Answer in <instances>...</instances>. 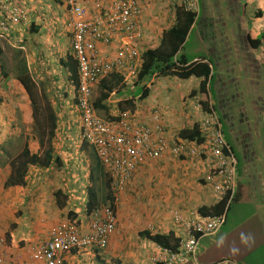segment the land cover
Listing matches in <instances>:
<instances>
[{
	"label": "crops",
	"instance_id": "1",
	"mask_svg": "<svg viewBox=\"0 0 264 264\" xmlns=\"http://www.w3.org/2000/svg\"><path fill=\"white\" fill-rule=\"evenodd\" d=\"M13 1L24 3L32 15H41L42 18L37 21L39 25L33 28L36 29L35 35H28L23 27L18 26L9 35L0 38V60L10 63L9 56L12 50L16 53V49L19 48L13 46L17 39L15 36L19 38L18 44L25 39L24 59L22 54L12 52L14 66L23 63L18 77L24 75L25 69H28L29 78L38 87L39 94L44 89L39 86L38 80L47 82V78L51 79L49 84L54 90V95L62 94L65 103L60 101L57 109L54 107L58 125L53 148L54 153L61 158L60 166L54 165L49 168L31 166L24 178V185H5L11 172L10 165L8 163L0 167V235L6 239L5 264H45L36 260L33 250L38 249L47 240L53 228L59 224L74 223L81 227L83 233L88 231L90 217L86 208H82L85 205L81 199L82 195L86 199L88 189L95 188V183L93 181L91 184V177L90 181L81 184L76 168L70 164V160L75 156L73 155L75 149H72V140L68 137L66 118L74 94L70 98L67 97L65 89L63 92L65 85L63 86L61 80L57 81L61 70L65 72L68 80L62 62L69 54L70 36L66 35L68 43L62 33L59 35L61 37H55V32L59 27H63L62 23L58 24L56 21L63 22L66 19V9L61 0H49V4L45 3L47 9L40 8V0ZM94 1H101L107 5L112 0ZM197 1L200 10L179 55L188 62L187 66L203 63L209 67L207 92L205 94L198 92L201 78L192 76L188 79H179L170 75L166 76L165 80H169L170 83L175 81L173 85L167 82L164 89L151 91L149 99L155 93L151 102L148 100L146 104L143 102L139 105L135 98L141 99V95L126 97L125 93L132 90L123 86L117 87L115 84L109 98L101 103L104 109L98 108L96 113L99 112L97 115L102 118L113 117L122 110L123 105H129L127 102H131L132 105V100H135L138 113L134 115L137 121L152 125V113L158 111L162 136L170 143L180 139L179 133L183 130H190L194 125H199L203 114L195 107L197 100L207 99L210 108L218 114L220 122L222 118L229 123L232 113L246 114L251 128L234 132L232 125L227 136L222 130L234 157L236 153L240 155L237 150H244L242 157H235L237 160L235 200L229 206L219 232L212 237H201L194 260L184 264H214L221 259H230L241 264H262L261 257L253 256V259H250L258 247L253 251L244 247L233 254L231 253L233 249L229 253L226 252L229 246L234 248L237 245H245L250 231L258 241L261 240L260 245L264 248V143H261V137L257 136L264 134V98L258 94L250 95L251 92L260 93L259 89L253 90L256 84L259 88L264 86V80L258 78L256 71L257 68L264 66V1ZM81 2L87 4L86 8L90 13L93 12L91 2L87 3L85 0ZM143 8V34L141 40L135 44L141 53L159 44L162 35L158 36V31L162 34L176 23L175 13L172 19H167L170 7L166 0L162 3L161 0H148ZM231 19L236 22L234 29L228 30L229 26L220 23ZM193 34V45L186 51L185 47ZM66 44L68 47H65ZM118 46V40L110 45H99L102 56L109 58L118 53ZM33 50L40 53V63L35 61V55L31 52ZM18 77L12 80L18 83ZM2 82L3 85L7 84ZM21 87L6 92L7 96L13 93L8 97L12 102L9 104L14 105L13 110L21 118L20 124V118L15 119L14 114L12 115L14 128L11 132L8 131L7 135L23 133L25 140L26 134L30 132L31 111L29 96ZM100 90L99 85L92 88L93 101H96ZM1 91L0 88V93L3 94ZM15 95L22 98L17 101ZM19 101L22 104H19ZM63 135L68 142L66 140L58 143V139H61L59 137ZM247 142H254L257 151L256 153L252 151L254 156L249 160L245 155ZM83 159L88 160L87 155L83 156ZM253 162L259 166L258 173H254L250 168ZM88 165L89 163L86 169ZM101 171L96 181L99 199L103 198L106 192L105 169ZM207 177L208 170L205 164L195 158L167 155L159 161L149 160L139 164L124 189L117 193L115 204L113 201L116 220L108 247L102 251L74 249L65 254L63 264H156L152 262V257L158 253V246L149 240L147 234L167 236L170 244L184 238L185 224L176 223L174 213L178 212L182 218L188 220L195 215L203 216L215 206L216 202ZM58 194L59 196H56ZM58 201L61 202V206ZM128 214L133 216L127 218ZM227 222L229 226H226ZM149 226L153 227L152 232L148 230Z\"/></svg>",
	"mask_w": 264,
	"mask_h": 264
},
{
	"label": "built area",
	"instance_id": "2",
	"mask_svg": "<svg viewBox=\"0 0 264 264\" xmlns=\"http://www.w3.org/2000/svg\"><path fill=\"white\" fill-rule=\"evenodd\" d=\"M61 1L68 16L70 47L78 69L79 81L78 87L74 88L73 99L81 120L80 138L82 143L94 149L105 169L114 204L117 193L124 189L135 168L143 162L159 161L171 155L195 158L205 164L215 202L225 204L223 211L208 216L195 215L188 220L178 212L174 213L175 222L185 224V237L180 238L175 252L158 248L157 256L152 257L153 263L193 261L199 239L216 235L224 223L226 209L236 194L237 162L223 137L220 119L212 111L201 113L203 117L199 130L203 140L180 142L172 146L162 136L158 111L152 113V125L138 122L135 115L126 111L111 119L98 116L91 101L95 84L110 75H120L123 83L132 89L138 80L142 58L135 44L142 38L143 7L148 0H112L107 5L101 1L85 0L92 3V13L82 0ZM168 3L171 7H177L176 10L199 12L197 0H168ZM26 21L23 8L14 5L11 0H0V38ZM116 40L119 43L118 53L111 58L103 57L99 45H110ZM195 107L202 112L197 102ZM89 217L86 233L74 223L59 224L53 228L47 240L33 250L36 260L45 264H63L65 254L74 249L104 250L115 228V211L105 205ZM5 255L6 242L0 235V264H5ZM214 264L239 263L222 259Z\"/></svg>",
	"mask_w": 264,
	"mask_h": 264
},
{
	"label": "trees",
	"instance_id": "3",
	"mask_svg": "<svg viewBox=\"0 0 264 264\" xmlns=\"http://www.w3.org/2000/svg\"><path fill=\"white\" fill-rule=\"evenodd\" d=\"M61 4H63L62 1ZM175 15L176 23L161 34L162 36L160 38L159 44L153 46L152 48H148L143 53H141L142 65L138 75V84L143 85L147 80L159 76L166 77L172 75L178 77L179 79H188L194 76L197 78H201L198 92L201 94H205L207 92L206 87L210 74L209 67L203 63L191 64L187 66L188 62L184 60L181 55H179V51L182 49L184 42L190 32L191 26L194 23L196 14L192 12H184L183 10L179 9L176 10ZM250 42L252 44V41ZM62 66L68 73L69 81L77 88L79 77L76 62L73 61L70 55H66L65 60L62 62ZM5 76L6 75L4 74V77ZM121 80L123 79L120 75H113L109 79H105L99 82L98 85L101 90L96 101H94L93 103L94 109H104V106H102L101 103L109 98V93L112 92L113 86L115 84L117 87L123 85L125 86V83L123 84ZM18 81L29 96L30 106L32 108V123L35 125V132L39 136V146L40 148H43L44 152L43 155H40V151L32 153L28 143L24 142L22 150L9 161L11 172L9 177L7 178L5 185H24V178L31 166L49 168L51 166L53 167L54 165L56 167L61 165V158L54 153L53 148V140L56 137L58 125V117L55 109L52 107L50 100L47 99L44 91H41V94L37 92L38 87L31 80V78H29L27 75H21L20 77H18ZM146 95L147 90L144 89L141 98L146 97ZM127 103L129 105H126V107L131 108V102ZM197 103L201 106L202 109V112L200 113L207 114L212 111L218 116L214 109L210 108L207 99L197 100ZM5 107V114L8 117L11 114L10 107L8 105H5ZM8 118L12 119V116ZM109 119H111V117H109ZM8 120L9 119H4V124L8 123ZM179 138L180 139L176 141L173 140L172 143H170L169 140H166L172 146L180 142H199L203 140L199 130V125H194L190 130H183L179 133ZM81 145H85V147L88 146L87 144L82 143V141ZM101 167L96 165V167L94 168V170L97 171V176L103 169ZM104 185L106 188V193L105 196H103V198L101 199H99L98 193L97 191H95L94 187H90L88 189L86 209L88 216L94 214L97 209L104 208L105 205L110 206L111 209L115 211V207L113 206L114 195L110 189V179L108 178L106 173L104 174ZM56 196H59V194ZM60 203L61 202L58 201V204L61 206ZM223 209L224 202L217 203L213 208H211L210 211H207V213H205L206 215L204 214L203 216L221 213ZM147 237L151 242L155 243L158 248L167 249L173 252H175L178 248L179 240L174 244H170L168 237L161 234H147ZM155 256L157 255H154L153 257ZM156 264H167V262L158 261L156 262Z\"/></svg>",
	"mask_w": 264,
	"mask_h": 264
},
{
	"label": "rangeland",
	"instance_id": "4",
	"mask_svg": "<svg viewBox=\"0 0 264 264\" xmlns=\"http://www.w3.org/2000/svg\"><path fill=\"white\" fill-rule=\"evenodd\" d=\"M40 1H41V2H39L40 8L42 7V8H46L47 9L45 3L49 4V2H48L49 0H40ZM166 1L168 2V0H166ZM162 2H165V0H161V3ZM168 5H169L170 9L167 11V14H168L167 19H169V18L172 19L173 14L175 13L176 9H178V8L177 7H171L169 3H168ZM199 5H200V3H199ZM201 6H202V4H201ZM48 14H49V12H48ZM67 19H68V17H66V19H64L63 22L56 21L58 24L62 23L63 27L62 26L59 27L58 31L55 32V37H58V38L61 37L59 35L62 33V34L65 35L64 38H65V40L68 43V39L66 38V35L68 34L67 33V29H66ZM220 23H223V24L229 26L230 29L226 28L228 30L234 29L235 26H236V22H234L232 19H231V21H224V22H220ZM14 29H15V27H13L12 30H14ZM31 34H34V33H32L30 31V35ZM160 35H161L160 31H158V36H160ZM193 41H194V34L191 36L188 44L185 47L186 51L190 50V47L193 45ZM18 43H19V41L15 42L13 44L14 48H17L18 46H21L20 45L21 42H20V44H18ZM65 47H68V44H66ZM12 52L15 53V50H12ZM12 52H11V54L9 56L10 57V63L9 62H5V60L4 61L0 60V70H1L0 71V84L3 83L2 81L7 82L6 85H3V84L0 85V88L2 89L1 92H3V94L0 93V167H3L6 164H8L9 161L12 158H14L22 150L24 142L28 143L32 153L40 151V155H43V152H44L43 148L42 147L40 148V146H39V143H38L39 142V136L35 132V125L32 123V117H30V119H29L30 121L29 120H24V121H29V124L31 125L30 126V132L28 134H26L25 140H24V135L25 134H23V133H17L16 132L17 134H14L12 136L7 135L8 131L11 132L13 130V128H14L13 127L14 123L11 122L12 119H10L8 117H10V116H12L14 114L15 119H19L20 118L18 116V113L15 110H13L14 105H10L9 104V103H12V102L8 100V97L13 95V93H11L8 96L6 94V92H8V91H12V88L17 89V87L20 86L17 82H15V80H12V79H16V76L18 77V74H21L20 68L22 67L23 63L22 64L19 63V64L14 66V62H13V59H12ZM31 52H33L34 55H35V61L40 63L39 62L41 60L40 53L37 50H35V51L33 50ZM23 53H25V51L18 50V51H16L15 54H17V55L22 54V59H24ZM22 59H21V62H22ZM23 62H24V60H23ZM256 71H257L258 78L261 79V80H264V66L261 67V68H257ZM37 73H38V71H37ZM4 74L6 75L5 77H4ZM27 74H29L28 69L27 70L25 69L24 75H27ZM58 75L60 76V78L57 81L61 80V82H63V86L65 85L64 88H63V92H64V89H65L67 97H69V98L72 97V95H73V92H72L73 86L66 79L65 72L63 70H61ZM47 79H48L47 82L44 81V80H38V79L37 80L39 81V86L43 87L44 93H45L47 99H49V100L51 99V104H52L53 108L55 107L57 109V105L59 104L60 101L65 103V100H64L65 98L63 97L62 94L61 95H58V94L54 95L55 94L54 90H53L52 87H50V84H49L51 79L50 80H49V78H47ZM165 79H166L165 77L159 76V77H154V78H152L150 80H147L146 83H144L145 86L140 85V84H139L140 85L139 86L137 84L138 86L136 85L137 87L133 91L126 92L125 96L126 97H134V96H137V95H142L143 90L146 89L147 90L146 97L141 98V99H139V98H135V99L138 101L139 105H142L143 102L146 104V102L148 100L151 102L152 96L153 97L155 96V93H153V95L149 99V96L151 95V91H156L158 88H160L162 90L167 85V82H169V84H171V85H173L174 82H175V81H172L170 83L169 80H165ZM257 81H258V79H257ZM8 82H10L11 84L8 83ZM158 84L161 85V87ZM258 89H259L260 93L259 92H251L250 95L253 96L255 94H258L259 97H263L264 98V86L259 88V86L256 84V86L254 87L253 90L255 91V90H258ZM47 91H49V92H47ZM15 93H19V92H15ZM21 98L18 97L17 95H15V100L18 101ZM142 99H145V100L142 101ZM16 104H18V102ZM19 104H22V102L19 101ZM5 105H8L10 107L11 114L8 117L5 114V108H6ZM248 106H250V102H249ZM29 108H30V111H31V109H32L31 106H29ZM123 109L131 110L134 114L138 113V111L136 110L137 107H136L135 100L134 101L132 100V107L131 108L126 107L125 105H123ZM261 109H263V107H261ZM97 113H99V112H97ZM231 117H230L229 123H227L224 119L221 118V122H222V126H223L222 130H223V133H224L225 136H227V133L231 129L232 125H233L232 126L233 127L232 131H234V132L241 131L243 128H244V130H247L248 128L252 127L249 124L247 115L244 114L243 112L232 113ZM4 119H9L10 121L8 120V123L4 124V122H3ZM66 120H67V123H68V137L71 138V140H72V143H71L72 149L73 148L75 149V151H74L75 154H73L75 156L72 158V160H70L71 161L70 164L73 165V168H76V170H77L76 172H77V175H78L79 182L81 184H84L85 182L90 181V178L92 177L91 184L94 181V183H95V191H97V189H96V181H97L98 177H97V174H96L97 171H95L94 168L96 167V165L100 166V167H101V165H100L99 159H97L95 151H94V149L92 147L81 146V140L79 138L81 120H80V116H79V113H78V108L76 106V103L73 100L71 101V104L69 103V111H68V116H67ZM19 121H20V124H21V118H20ZM12 123H13V125H12ZM10 128H12V129H10ZM18 134H20V135H18ZM251 135L254 136L253 134H251ZM257 136L261 137V139H260L261 143H264V134H258ZM59 138H61V139H58V141H57L58 143H61V142H64V141L67 140V138H65L64 135H63V137L60 136ZM67 142H68V140H67ZM253 143L247 142L245 144V145H247L246 146L247 151L245 150V152H246L245 155H247V159L248 160L251 157L254 156L252 154V151H255L256 145L253 144ZM243 151L241 149L240 151L237 150L236 152H239L240 153L239 156L242 157L243 156ZM263 151H264V146H263ZM256 152L257 151H255V153ZM85 155H87L88 160L83 159V156H85ZM259 155H261V151H259ZM239 156L236 153L235 157L238 158ZM87 163H89L88 169H86ZM76 164H77L78 167H76ZM263 166H264V164H263ZM91 167H93L92 176H91ZM77 168H79V170ZM250 168H251V170H253L254 173H258V171H259V166H257L255 162L251 163ZM85 172H86V174H85ZM263 173H264V167H263ZM97 193H98V191H97ZM83 196L84 195H82L81 202H82L83 205H85L82 208L85 209L86 205H87V197L85 199ZM148 202H150V201H148ZM150 204H151V202H150ZM236 205H234V206H236ZM132 216H133V214H128L126 217L127 218H131ZM229 219H230V215L228 217V222H229ZM228 222L226 223V226H229ZM151 228L153 229L152 226H151ZM5 241H6V239H5ZM260 242H261V240L258 241V239H256L255 236L250 231L249 236L246 239L245 245H237L234 248H233V246H229L226 253H229V251H231L233 249L231 251V253L233 254V252L240 251L244 247L251 248L252 251H253V250H255L258 247V249L253 252V255L250 256V259H253V256L254 257H261L262 258L261 259L262 260V264H264V248L261 247ZM250 264H253V263H250Z\"/></svg>",
	"mask_w": 264,
	"mask_h": 264
},
{
	"label": "clouds",
	"instance_id": "5",
	"mask_svg": "<svg viewBox=\"0 0 264 264\" xmlns=\"http://www.w3.org/2000/svg\"><path fill=\"white\" fill-rule=\"evenodd\" d=\"M11 2L14 4V5H17V6H19V7H21V8H23L24 9V11L26 12V15H27V21L24 23V24H20V25H17V26H15V28L16 27H18V26H21V27H23L24 29H25V32L26 33H28V35H30V31L32 32V33H34V34H31V35H35L36 34V29H33L35 26H38L39 24H38V19H41L42 18V16L41 15H32V13L30 12V10H28L27 9V6L24 4V3H21V4H19V3H17L16 1H13V0H11ZM63 5V4H62ZM199 10H200V7H199ZM176 12V11H175ZM198 14H196V16H197ZM68 17V16H67ZM68 20V19H67ZM66 28H67V22H66ZM67 30H68V28H67ZM13 30H11L9 33H8V35L12 32ZM28 31V32H27ZM68 35L70 36V33H69V31H68ZM68 36V37H69ZM17 38V39H16ZM15 39H16V42L17 41H19V38L17 37V36H15ZM24 42H25V39H22L21 40V43H22V45L21 46H19V48L18 49H16L17 51L18 50H21V51H24V47H23V45H24ZM141 53V52H140ZM68 55H70L71 56V58L73 59V61L74 62H76L75 60H74V58H73V55H72V51H71V47H70V40H69V54ZM77 65V64H76ZM68 74V73H67ZM27 76L29 77V74H27ZM113 75H110L109 77H106V78H104V79H102V80H105V79H109L110 77H112ZM67 78H68V75H67ZM102 80H100V81H102ZM68 81H69V79H68ZM99 81V82H100ZM122 81V80H121ZM70 82V81H69ZM99 82L97 83V84H95V85H98L99 84ZM123 82V81H122ZM19 83V82H18ZM71 83V82H70ZM20 84V83H19ZM72 84V83H71ZM124 84V83H123ZM138 81L135 83V85H134V87L132 88V89H130L129 87H127L126 85L124 86L123 85V87L125 88V89H129V90H134L138 85ZM94 85V86H95ZM137 85V86H136ZM140 85H142V84H140ZM139 85V86H140ZM20 86H21V84H20ZM72 86H73V96H75V89H76V87L72 84ZM93 86V87H94ZM143 86H145V84H143ZM92 87V88H93ZM75 88V89H74ZM72 100L76 103V101L72 98ZM91 101H92V105H93V103H94V101H93V99H92V96H91ZM95 110V112H96V109H94ZM123 111H126V112H130L132 115H134V113L131 111V110H126V109H122V110H120V112H123ZM119 112V113H120ZM97 114V113H96ZM116 116V115H115ZM112 118V117H111ZM234 156V155H233ZM236 159V158H235ZM236 162H237V160H236ZM236 183H237V165H236ZM236 188H237V186H236ZM236 192H237V189H236ZM236 195V194H235ZM235 197L236 196H234V199L232 200V202L235 200ZM215 200V199H214ZM231 202V203H232ZM231 203L228 205V207H227V209H226V212H227V210H228V208H229V206L231 205ZM215 204H217V203H215ZM224 206H225V204H224ZM86 209H87V207H86ZM226 212H225V216H226ZM212 215V214H211ZM225 220V219H224ZM148 230L150 231V232H152L153 231V229L151 228V226H149L148 227ZM2 236V235H1ZM3 237V236H2ZM4 238V237H3ZM6 242V241H5ZM107 247H108V245H107ZM106 247V248H107ZM105 248V249H106ZM222 260V259H221ZM230 260V259H229ZM234 261V260H233ZM235 262H237V261H235ZM239 263V262H238ZM239 264H241V263H239Z\"/></svg>",
	"mask_w": 264,
	"mask_h": 264
}]
</instances>
